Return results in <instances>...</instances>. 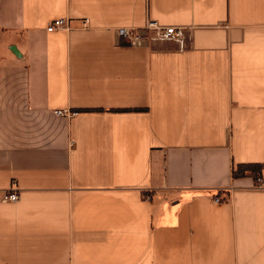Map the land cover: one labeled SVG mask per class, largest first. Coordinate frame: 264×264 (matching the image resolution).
I'll return each instance as SVG.
<instances>
[{"label": "crops", "instance_id": "obj_1", "mask_svg": "<svg viewBox=\"0 0 264 264\" xmlns=\"http://www.w3.org/2000/svg\"><path fill=\"white\" fill-rule=\"evenodd\" d=\"M151 21L188 48L117 34ZM242 164L264 166V0H0V264H264Z\"/></svg>", "mask_w": 264, "mask_h": 264}, {"label": "built area", "instance_id": "obj_2", "mask_svg": "<svg viewBox=\"0 0 264 264\" xmlns=\"http://www.w3.org/2000/svg\"><path fill=\"white\" fill-rule=\"evenodd\" d=\"M88 20L83 22V28L88 27ZM72 27L66 19H56L48 25V31L54 30H65L70 31ZM118 36L130 46L141 45L145 42H158V41H169L176 43L181 50L188 48V29L173 26H162L155 21L148 22L143 29H129L120 28L117 30ZM59 116H69L70 113L66 110L57 111ZM256 188L264 189V180L258 179ZM20 199L18 192L15 189H11L6 192L0 198L3 203H16ZM221 201L216 199V202Z\"/></svg>", "mask_w": 264, "mask_h": 264}, {"label": "trees", "instance_id": "obj_3", "mask_svg": "<svg viewBox=\"0 0 264 264\" xmlns=\"http://www.w3.org/2000/svg\"><path fill=\"white\" fill-rule=\"evenodd\" d=\"M238 167L246 168L241 174H237L236 169L233 172L234 177H245L247 175H252L254 178L258 179L261 177V168H264L261 164H242ZM260 170V171H259Z\"/></svg>", "mask_w": 264, "mask_h": 264}, {"label": "rangeland", "instance_id": "obj_4", "mask_svg": "<svg viewBox=\"0 0 264 264\" xmlns=\"http://www.w3.org/2000/svg\"><path fill=\"white\" fill-rule=\"evenodd\" d=\"M245 169H246V168L236 167V172H237V174H241V173H243V171H245ZM263 169H264V168H261V171L259 170L260 173H261V175H262ZM251 176H252V175H251Z\"/></svg>", "mask_w": 264, "mask_h": 264}, {"label": "water", "instance_id": "obj_5", "mask_svg": "<svg viewBox=\"0 0 264 264\" xmlns=\"http://www.w3.org/2000/svg\"><path fill=\"white\" fill-rule=\"evenodd\" d=\"M11 51L17 55L19 54L15 46L11 48Z\"/></svg>", "mask_w": 264, "mask_h": 264}]
</instances>
